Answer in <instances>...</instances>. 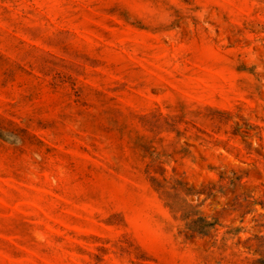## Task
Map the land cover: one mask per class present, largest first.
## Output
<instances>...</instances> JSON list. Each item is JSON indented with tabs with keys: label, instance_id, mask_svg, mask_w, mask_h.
<instances>
[{
	"label": "rangeland",
	"instance_id": "374dc122",
	"mask_svg": "<svg viewBox=\"0 0 264 264\" xmlns=\"http://www.w3.org/2000/svg\"><path fill=\"white\" fill-rule=\"evenodd\" d=\"M0 264H264V0H0Z\"/></svg>",
	"mask_w": 264,
	"mask_h": 264
}]
</instances>
